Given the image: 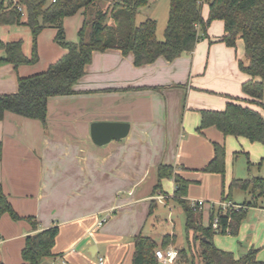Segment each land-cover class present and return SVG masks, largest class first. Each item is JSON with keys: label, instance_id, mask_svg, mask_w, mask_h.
Instances as JSON below:
<instances>
[{"label": "crops", "instance_id": "obj_1", "mask_svg": "<svg viewBox=\"0 0 264 264\" xmlns=\"http://www.w3.org/2000/svg\"><path fill=\"white\" fill-rule=\"evenodd\" d=\"M203 16L207 18L204 11ZM83 22L82 12L65 18L64 29L71 40H77L74 32H79ZM221 22L214 21L208 37L173 62L160 58L136 67L133 56L120 50L94 52L76 85L78 93L49 99L47 129L39 120L5 114L0 121V184L21 218L15 220L9 213L0 218V264H27L22 255L27 238L54 226L59 227V235L54 256L45 260L49 264H133L134 238L141 232V220L137 213L125 220L122 210L142 202L145 214L149 201L151 209L157 205L155 197L160 193L168 202L163 188L154 194L159 166H173L191 184L218 181L217 173L194 171L212 161L214 143L226 148L227 138L233 136L215 127L199 133L200 111H223L232 98H246L242 84L249 79L239 69L238 52L234 54L233 47L219 41L225 33ZM47 31V37H56L54 27L39 35L36 64L16 68L0 63V96L17 93L20 78L47 71L66 54L56 40L49 50L43 47ZM4 56L0 52V58ZM211 67L220 68L224 80L208 81L204 75ZM250 107L264 117V109ZM95 122L128 123L130 131L125 138L98 146L91 133ZM189 139H196L194 151L188 149ZM190 152L194 155L186 158ZM190 187L187 200L192 204L196 201ZM172 188L174 193L175 182ZM117 202L119 209L114 213ZM257 207L259 203L250 207L247 216ZM212 208L202 211V218L209 219L206 227ZM243 227L244 223L241 232Z\"/></svg>", "mask_w": 264, "mask_h": 264}, {"label": "trees", "instance_id": "obj_2", "mask_svg": "<svg viewBox=\"0 0 264 264\" xmlns=\"http://www.w3.org/2000/svg\"><path fill=\"white\" fill-rule=\"evenodd\" d=\"M106 0H0V27L26 26L31 31L30 54L24 51L23 40L5 42L0 40V52L5 62L19 68L39 61L38 38L44 29H57L56 42L67 50L47 71L19 79L18 92L0 96V121L6 113L39 120L47 129L48 102L52 97L78 93L76 85L85 76L94 52L120 50L131 54L136 67L150 65L164 58L173 62L186 53L193 52L198 42L208 37V29L214 21H223L225 33L219 41L235 48L242 40L245 55L239 61V69L249 76L242 84L246 98H232L225 110H201L199 133L215 127L225 136L245 138L253 143L264 144V117L250 107L264 109V0H170L165 39L157 38V20L148 19L137 24L139 10L149 5L150 0H112L105 8ZM209 14L203 16L204 5ZM82 12L84 22L78 32L79 41L66 39L64 20ZM214 158L202 171L225 175L226 148L214 143ZM252 165V164H250ZM173 179L176 185L173 200L186 215L187 248L181 254L187 264H258L257 251L250 250L237 258L232 252L219 249L214 238L217 234L238 236L241 225L250 207L258 205L264 197V178L233 179L230 190L251 188L253 200L243 204L240 210L212 208L208 227H204L202 213L187 200L191 182L175 172L169 165L158 168V183L154 194L162 190V182ZM223 202H231L223 193ZM16 214L0 184V218ZM218 219V229L213 222ZM32 221L31 218H28ZM59 235V227L45 229L29 236L23 249L27 264H42L54 256L53 248ZM172 240L166 235L160 246L166 248ZM133 264H158L156 249L159 243L149 236L139 234L134 238Z\"/></svg>", "mask_w": 264, "mask_h": 264}, {"label": "rangeland", "instance_id": "obj_3", "mask_svg": "<svg viewBox=\"0 0 264 264\" xmlns=\"http://www.w3.org/2000/svg\"><path fill=\"white\" fill-rule=\"evenodd\" d=\"M49 2L51 0H48ZM112 0H106L103 6L106 8ZM169 9H170V0H151L150 4L144 8H142L140 14L138 15L137 24L144 22L147 18L157 20V38L159 41H163L165 39V29L168 22L169 17ZM208 4L204 5L203 11L206 13L207 17L209 14ZM222 28H223V23ZM66 33V32H65ZM51 34V33H50ZM57 34V33H56ZM75 34V39L71 40L69 38V34L66 33V39L71 42H78L79 37L78 33ZM49 35V31L44 34L46 43H42L43 47L49 50L54 43L55 37L52 40L51 37H47ZM72 35V34H71ZM0 38L5 41H17L23 40L24 51L27 55L30 54L31 45H32V36L31 31L26 26H8V27H0ZM239 42V41H238ZM237 42L236 48H233V52H238V57L243 59L245 55V44L243 41ZM58 44V43H57ZM47 50H45L47 52ZM241 55V56H240ZM45 58H42V61ZM240 60V59H239ZM41 61V62H42ZM220 68H216L215 70L211 67L210 71L206 70L204 77L207 78L208 81H218L216 78L224 80V75H222ZM205 92V91H204ZM242 93V90H241ZM209 94V93H208ZM220 97L221 95H214ZM264 101V100H263ZM186 104V101L184 105ZM227 147H226V171L225 175L218 174V181L215 182V179L209 181L206 179L205 181L200 180V183H192V199L194 201H204L206 208L216 207L219 208L220 203L223 202V193L225 196H229L231 201L236 205H241L245 202L253 200L252 190L251 188L248 190H243L240 188H233L230 190V184L233 179H241L246 180L253 177H264V144L261 143H253L248 139H237L236 137H228ZM196 139H189L188 141V149L194 151L197 148V144L195 142ZM199 147V146H198ZM187 149V145L186 148ZM202 152L205 153L207 151L204 150L205 147L202 146ZM177 151H174V155L177 154ZM186 156L187 153L184 152ZM191 154L190 156H193ZM252 164V165H250ZM181 165V164H180ZM193 172V171H191ZM198 173H202L203 171H194ZM205 173V172H204ZM174 185L173 179H165L162 182V188L169 195L168 202L164 200L163 202L157 201V205L151 209L152 202L149 201L146 206L147 211L143 214L144 206L141 202L140 205H134L130 208H124L122 210L123 218L131 220V216L134 214H138V218L141 220V232L143 236H149L153 238L157 243H161L163 238L168 235L172 242L166 248H163L158 245L156 252L158 250H167L169 248H175L179 255L176 261L173 264H187L186 258L181 254V250L187 248V231H186V215L181 208L174 200H173V191ZM191 188V187H190ZM191 188V189H192ZM188 190V197L189 192ZM208 195V196H207ZM165 196V195H164ZM120 197L123 199L127 198L126 193H120ZM119 197V198H120ZM167 197V196H165ZM166 199V198H165ZM191 200V201H193ZM231 202V203H232ZM258 203L260 208L250 209L248 216L244 220V224L246 227L242 232L240 229V234L238 236H232L230 234L220 235L217 234L214 238V243L218 248H224L229 252H232L235 257L240 258L246 255L252 246L256 248L257 251V259L262 261L260 264H264V197L258 198ZM191 204V203H190ZM120 203H115V208L112 211L117 213L118 206ZM192 205V204H191ZM252 208V207H251ZM200 212V211H198ZM114 213H110V215H114ZM202 213V212H200ZM145 215V216H144ZM104 218H107L104 216ZM209 219L204 216L203 225L206 227ZM128 222V221H127ZM242 223V224H243ZM158 260V259H157ZM158 264H165L158 260Z\"/></svg>", "mask_w": 264, "mask_h": 264}, {"label": "water", "instance_id": "obj_4", "mask_svg": "<svg viewBox=\"0 0 264 264\" xmlns=\"http://www.w3.org/2000/svg\"><path fill=\"white\" fill-rule=\"evenodd\" d=\"M129 131L130 124L128 123L95 122L91 127L92 139L98 146H104L113 140L125 138ZM90 252L95 255L93 250H90ZM42 264L49 263L45 261Z\"/></svg>", "mask_w": 264, "mask_h": 264}, {"label": "built area", "instance_id": "obj_5", "mask_svg": "<svg viewBox=\"0 0 264 264\" xmlns=\"http://www.w3.org/2000/svg\"><path fill=\"white\" fill-rule=\"evenodd\" d=\"M165 196L163 194H158L155 199L159 202H163L165 200ZM192 206L194 208H196L198 211L202 212L204 210V207H205V202L204 201H196V202H193L192 203ZM221 208H223L224 211H226L227 209H234V210H240L242 208H244V206L242 205H236V204H233L231 202H221L220 203V206ZM105 220L101 221L99 223V225H102L104 223ZM218 219H215L214 222H213V228L214 229H218ZM228 234H230L228 232ZM179 253L178 251L175 249V248H169L165 251L163 250H158L156 252V257L159 261L165 263V264H173L177 257H178ZM100 261L102 262L103 259L101 258Z\"/></svg>", "mask_w": 264, "mask_h": 264}]
</instances>
